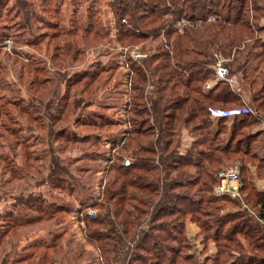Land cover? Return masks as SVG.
<instances>
[{"label":"rangeland","instance_id":"374dc122","mask_svg":"<svg viewBox=\"0 0 264 264\" xmlns=\"http://www.w3.org/2000/svg\"><path fill=\"white\" fill-rule=\"evenodd\" d=\"M137 1L158 8L176 29L173 37L202 21L188 18L200 14L196 11L188 9L175 19L167 12L173 8L169 3ZM254 1L190 0L205 4L204 12H210L206 22L236 15L238 29L245 31L244 44L258 51L264 49L259 26L263 11L253 7ZM126 3L134 6L135 1L0 0V264H234L255 257L264 263V250L253 248L260 243L264 248V217L259 214L264 210L251 194L264 192V110L252 100L254 95L264 99V90L260 83L240 84L230 75L227 59L217 55L237 79L229 87L249 98L255 122L235 134V119L218 124L209 118L208 130L198 125L199 116L165 108L163 113L181 119L163 139L167 150H160L154 143L156 121L140 95L173 92H155L149 80L140 83L132 66L149 54L168 53L165 61L173 66L180 61L172 57L167 25L158 37L143 26L135 28L143 38L120 37L117 17ZM211 13L216 21L208 19ZM181 18L193 26L184 24L179 30ZM258 76L257 81L264 77L261 72ZM176 91L173 97L190 94ZM137 144L149 152H134ZM225 145L229 150L239 147V152L228 156L222 152ZM137 159L148 160L151 167L120 173ZM233 165L240 171L238 194L215 195L204 171L218 175ZM140 177L146 183L133 186V181L143 182ZM132 195L138 198L131 200ZM164 195L169 196L165 214L149 221L148 212ZM119 197L124 204H118L114 216L110 202ZM54 205L67 211L46 212ZM150 225L167 227L168 238L156 239L159 247L147 251L136 244L145 247L152 239L143 235L161 233ZM87 230L101 241L88 240ZM116 246L123 256L113 253ZM117 255L119 260H113Z\"/></svg>","mask_w":264,"mask_h":264},{"label":"trees","instance_id":"16d2710c","mask_svg":"<svg viewBox=\"0 0 264 264\" xmlns=\"http://www.w3.org/2000/svg\"><path fill=\"white\" fill-rule=\"evenodd\" d=\"M134 1V6H130L126 3L127 7H120V11L122 12V14H119L117 17V30L120 37L125 40L130 37L134 39L143 38L142 34L135 31V28L137 26L148 27L152 35L154 34V37H158L159 34H155L160 32L161 27L163 28L165 25H167L164 33L169 38H172V40L170 41L173 50L172 57L180 61V65L173 66L169 62L165 61L167 58H169L168 53L161 55L149 54L142 59L141 64H139L138 66H132L135 77H138L137 79L140 83H145L149 80V82L154 86L155 92H162V90H167L168 88L173 92L171 95L167 93H159L153 96L146 97L143 94L140 95L142 98H146V102L150 107L149 111L151 110L150 115L156 121V125H154V128L156 129V139L154 143L159 147L160 150H167L163 149L166 146V140L163 139L168 134L171 125H173L175 121H179L181 119V117L179 115H176L175 113H163L165 112L163 111V109L171 108L173 110H177L179 113H191V115H193L194 117L199 116L198 125L200 126V128L205 129L208 127L209 130L210 124L212 122V120L209 119H212V117L207 110L209 106L229 108L233 106L244 105L241 97V92L229 87L228 83L223 80L214 82L209 89L204 88V83L207 80L211 79L214 75L211 65L215 63L217 55L223 56L225 59H227L226 66L229 69L230 75H236L240 81V84L244 82L252 86L255 83H260L261 90H264V77H262L260 81H257L260 72L264 75V49L263 47H261L260 50L253 51L252 49H250L248 44H244L245 31L238 29V18L236 15L230 17V15L225 14L221 15V18H219V21L217 23L206 22V17L210 12H204V10L206 9L205 4L203 5L195 2L192 3L190 2V0H188L184 1L183 5L180 6V0H159L160 5H166L168 3L171 4L173 8L167 12L173 14L175 19L179 17L181 12H186L185 14H187L188 11L186 10L188 9L193 12L196 11L197 13H200H198L199 15L197 16H194L192 14L188 17L191 20L194 19L195 23L197 22V20H202L198 25L193 28H186L184 32L176 33V35L173 37L176 29H173V27H171L172 25L167 22L168 20L162 17V12H160L158 8L150 9L147 2H139L137 0ZM260 4L261 3L257 0L256 3L255 1L252 3L255 9L260 8ZM241 10H244L243 7L241 8ZM146 11L148 12V14H145ZM125 17H127V19H125ZM121 19H124V21H121ZM151 23H157L159 27L152 28L150 26ZM241 27L246 28V31H251L248 29L247 25L241 24ZM144 70L147 73L149 72V74H146ZM170 82H172L170 84L171 87L168 84ZM135 86L137 85H133L134 89L137 88ZM177 87L181 90H185L192 95L189 94L187 97L185 95L173 97L175 94H177ZM252 100L253 103H256L258 108L264 110V99L262 98V95H254L252 97ZM253 113L254 111L252 110V112L250 113H244L233 118L235 120L233 121L234 127L232 126V129L235 134L238 133L239 127H244L255 122L256 118L254 115L256 113ZM226 119H228V117H221L217 119V122L218 124H223ZM184 121H186V118ZM137 147L139 149L134 152H149L150 150L149 147H143L139 144H137ZM228 148L229 147H227L226 145L222 147V152H224L228 156L229 154L239 152V147L232 150H229ZM152 152L155 153V149H153ZM159 161V163L164 167L168 164L163 158H161ZM181 162L183 164H189L190 161L188 159H184ZM150 167L151 165L148 160L141 161L137 159V161H135L130 166L120 168V173L130 175L136 169L148 170ZM204 173L208 180L213 182L212 189H214V186L217 183L216 173L214 172L213 174V172L210 173V171H204ZM139 179L143 182L133 181V186H141L146 183L143 178L140 177ZM135 180H137V178ZM163 183L164 186L168 184V182L166 181H163ZM254 192L251 194L256 197L257 203L261 204V210H264V192ZM111 193V189L107 187L105 196H107L108 199L111 198ZM142 196H147V193L142 192ZM137 198V196L132 195L130 199L136 200ZM113 199L110 202V205L113 206L112 213L114 216H116L120 211L119 205L123 206L124 202L120 197L115 198V200ZM167 200H169V196L166 197L164 195L163 198L159 200V203L155 204V208L153 207L152 209V207H150L149 205L150 210L152 209L148 212L147 215L149 221H153L152 219H156L158 218V216L165 214L164 208L167 207ZM62 210L67 211L65 207H58L57 205H54L47 209L46 212L52 213L60 212ZM122 211L123 214H128L127 211ZM259 214L264 217V212H260ZM87 220L88 222L90 220V222L92 223H104L102 219L98 218ZM130 220L131 221H129L128 223H130L131 225L135 224L132 221L134 219L131 218ZM126 221L127 220H124L123 223L125 224ZM134 221H136L137 223L139 221V218L136 217V220ZM149 228L157 229L161 233L155 235L146 233L145 235H143V237L152 239L147 242L148 244L144 245L145 247H142V245H140L139 243L136 244V246L141 247L147 251L154 250V248L159 247L157 245L158 243H156L155 241L156 239H158V241H161L168 238V233L166 231L167 227H165L164 225H161L159 227H156V225H150ZM240 229L239 232H241ZM253 232V229L252 232L248 231V235H252ZM85 235L88 240L92 242L101 241L102 239V237H100L99 235L88 230ZM135 235L137 234L134 232L132 235V239ZM106 236H104L103 238H106ZM110 238L113 237L110 236ZM116 242H118V240ZM119 243H121V241H119ZM123 245L125 246V244ZM253 248L257 251L264 250L261 243L259 245H253ZM113 253H117L119 256H123L124 250L122 249V247L116 246L113 250ZM118 255L115 258L113 257L112 259L118 261ZM156 256L158 258L162 257V255ZM251 261L252 260L249 261L250 263L239 261L234 264H259L262 259L255 257V259L252 262ZM261 263L264 264L263 262Z\"/></svg>","mask_w":264,"mask_h":264},{"label":"built area","instance_id":"2783aa9c","mask_svg":"<svg viewBox=\"0 0 264 264\" xmlns=\"http://www.w3.org/2000/svg\"><path fill=\"white\" fill-rule=\"evenodd\" d=\"M210 21H216V16L211 13L208 17ZM184 24H188L189 26H193V22L187 18H181L178 21V29H182ZM138 55H144V53H138ZM212 70L214 72V76L208 80L204 87L205 89H209L214 82L218 80H224L229 85L234 86L237 79L235 76H230L228 74V69L224 65L221 59H217L213 65H211ZM210 116L212 118H221V117H228L234 118L235 116L242 115L244 113L252 112L251 108L244 104L243 106H233L229 108H222V107H211L207 108ZM264 130V128H263ZM217 183L214 186V194L217 196L228 194L231 196H235L239 192L240 183V171L237 166H228L222 169L217 175Z\"/></svg>","mask_w":264,"mask_h":264},{"label":"crops","instance_id":"0c3cea01","mask_svg":"<svg viewBox=\"0 0 264 264\" xmlns=\"http://www.w3.org/2000/svg\"><path fill=\"white\" fill-rule=\"evenodd\" d=\"M260 9L263 11V13H262V15H261V17H260V22H259V26L262 28V39H263V42H264V4H260ZM238 90H240V89H238ZM241 92V91H240ZM241 97H242V100H243V102H244V104H247V102H249V98L248 97H246V96H244L243 97V95H242V93H241ZM255 113V112H254ZM212 119H215V120H217L216 118H212Z\"/></svg>","mask_w":264,"mask_h":264}]
</instances>
